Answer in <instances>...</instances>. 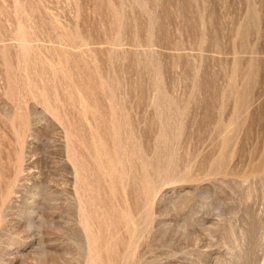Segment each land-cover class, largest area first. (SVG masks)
<instances>
[{
	"label": "rangeland",
	"instance_id": "1",
	"mask_svg": "<svg viewBox=\"0 0 264 264\" xmlns=\"http://www.w3.org/2000/svg\"><path fill=\"white\" fill-rule=\"evenodd\" d=\"M0 264H264V0H0Z\"/></svg>",
	"mask_w": 264,
	"mask_h": 264
}]
</instances>
